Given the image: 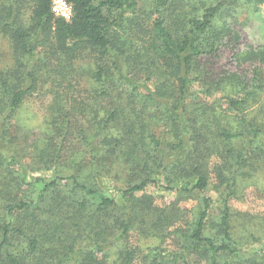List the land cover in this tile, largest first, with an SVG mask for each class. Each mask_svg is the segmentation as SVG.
<instances>
[{
  "label": "trees",
  "instance_id": "trees-1",
  "mask_svg": "<svg viewBox=\"0 0 264 264\" xmlns=\"http://www.w3.org/2000/svg\"><path fill=\"white\" fill-rule=\"evenodd\" d=\"M51 1L0 0L14 59L0 65V264H264L228 207L264 171V46L239 50L237 20L264 23V0H66L70 21ZM231 44L249 74L207 64ZM52 77L68 79L74 109L38 90ZM36 92L53 98L50 130L25 147L14 119ZM150 188L200 210L160 208ZM134 231L176 251L134 247Z\"/></svg>",
  "mask_w": 264,
  "mask_h": 264
},
{
  "label": "rangeland",
  "instance_id": "rangeland-1",
  "mask_svg": "<svg viewBox=\"0 0 264 264\" xmlns=\"http://www.w3.org/2000/svg\"><path fill=\"white\" fill-rule=\"evenodd\" d=\"M148 1L152 0H139L142 4H146L148 6ZM140 3V4H141ZM240 22L243 25H240L238 29L242 32V37L240 41V45L238 49L244 47H259L264 46V23H262L257 16H247L246 14L241 15L238 17ZM40 37H38L39 39ZM237 50L232 47H223L219 55L212 59L208 65H221L218 69L221 71H234L237 68H242V70L249 74L250 67L248 65H241L238 66V62L234 59V55L236 54ZM39 56H36L38 58ZM14 59L11 49V43L8 38L0 36V65L7 66L13 65ZM35 62H32L34 65ZM235 64V65H234ZM75 65H84L87 68L88 65H94L88 63V58L79 60L75 63ZM242 71V72H243ZM87 79V78H85ZM57 80L54 77L50 78L48 83L45 85L38 86V90H43L41 93H49L51 94L53 91L58 92V96L61 98V103L63 102V106L68 110L74 109L78 103L71 98V94L68 90V79L63 81V84L60 88H57ZM39 92H36L34 95L27 98L24 105L21 109L17 112L14 125L16 127V133L19 134L22 138V135L27 137V140L22 139V142L25 143V147H29V143L32 144L35 139L37 140L38 135L41 136L42 131L50 130L45 126V122L47 116L49 115V107L53 101L52 96L50 95H38ZM84 105H82L83 107ZM19 127V128H18ZM27 159L30 160L32 157L30 154H27ZM263 164L260 169H264V160L260 163ZM29 175L31 177L37 178L41 177L47 181H50L54 178V171L53 168H48V170H44L42 168H37L36 165H32L30 167ZM255 177L251 179V182L247 187L239 188V194L235 195L234 198L229 201V209L231 210V222L240 229H243L242 232L246 234L245 239L249 236L250 243L246 248L249 253H254L262 249L264 247V171H261ZM103 191L109 195L114 197L115 195V184L113 187V183L102 180L100 183ZM38 189V187H35ZM149 195H152L155 199V204L160 208H170L172 207L173 203L178 201V197L175 194L170 192H166L163 190H157L154 188H150L149 191L146 192ZM35 194V193H34ZM208 197H214V207L211 212V221L218 222V217L223 210V195H219L214 193L213 191L207 192ZM175 207H180L181 209H186L189 212L187 213L188 218L195 217V213L200 210V200L197 199H186L185 201L176 202ZM244 226V227H242ZM166 228L169 226H165ZM242 227V228H241ZM169 229L167 228L166 231ZM140 234L139 231H134L131 235V244L134 247H140L141 249L147 248H154L156 246H161L160 248L163 249L165 253H171L176 251L173 242L167 240L162 242L161 238L157 236L145 237L134 234ZM253 235V238H252ZM118 248L114 251L116 252ZM114 258H117L115 254H113ZM113 258V259H114ZM138 258V257H136ZM137 260V259H136Z\"/></svg>",
  "mask_w": 264,
  "mask_h": 264
},
{
  "label": "built area",
  "instance_id": "built-area-1",
  "mask_svg": "<svg viewBox=\"0 0 264 264\" xmlns=\"http://www.w3.org/2000/svg\"><path fill=\"white\" fill-rule=\"evenodd\" d=\"M51 13L56 18L70 21L73 17V7L66 0H52Z\"/></svg>",
  "mask_w": 264,
  "mask_h": 264
}]
</instances>
